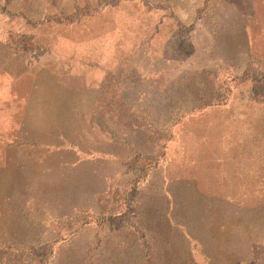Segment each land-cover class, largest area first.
<instances>
[{
  "label": "rangeland",
  "instance_id": "rangeland-1",
  "mask_svg": "<svg viewBox=\"0 0 264 264\" xmlns=\"http://www.w3.org/2000/svg\"><path fill=\"white\" fill-rule=\"evenodd\" d=\"M0 264H264V0H0Z\"/></svg>",
  "mask_w": 264,
  "mask_h": 264
}]
</instances>
